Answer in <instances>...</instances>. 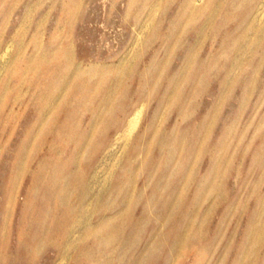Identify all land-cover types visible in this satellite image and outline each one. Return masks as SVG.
I'll return each mask as SVG.
<instances>
[{
	"label": "rangeland",
	"instance_id": "rangeland-1",
	"mask_svg": "<svg viewBox=\"0 0 264 264\" xmlns=\"http://www.w3.org/2000/svg\"><path fill=\"white\" fill-rule=\"evenodd\" d=\"M0 264H264V0H0Z\"/></svg>",
	"mask_w": 264,
	"mask_h": 264
},
{
	"label": "bare ground",
	"instance_id": "bare-ground-1",
	"mask_svg": "<svg viewBox=\"0 0 264 264\" xmlns=\"http://www.w3.org/2000/svg\"><path fill=\"white\" fill-rule=\"evenodd\" d=\"M141 111V110H140ZM136 112L135 115L130 119L129 121V130L130 134L136 130V128L139 126V120H140V115L141 113ZM142 112V111H141ZM119 137V136H118ZM120 144V143H119Z\"/></svg>",
	"mask_w": 264,
	"mask_h": 264
}]
</instances>
